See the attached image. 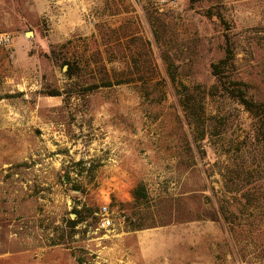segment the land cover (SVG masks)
Instances as JSON below:
<instances>
[{"label": "rangeland", "instance_id": "rangeland-1", "mask_svg": "<svg viewBox=\"0 0 264 264\" xmlns=\"http://www.w3.org/2000/svg\"><path fill=\"white\" fill-rule=\"evenodd\" d=\"M6 32L0 264H122L135 230L141 264H264V133L212 68L231 43L264 100V0H0Z\"/></svg>", "mask_w": 264, "mask_h": 264}, {"label": "trees", "instance_id": "trees-1", "mask_svg": "<svg viewBox=\"0 0 264 264\" xmlns=\"http://www.w3.org/2000/svg\"><path fill=\"white\" fill-rule=\"evenodd\" d=\"M234 47L231 43L227 44L225 57L220 61L213 63L214 74L218 77L223 90L230 96L236 98L252 115L258 125V130L264 133V100L256 97L253 92L251 82L234 76ZM138 193L141 192L138 190ZM78 217L73 224H77L87 219L82 210L75 211Z\"/></svg>", "mask_w": 264, "mask_h": 264}, {"label": "crops", "instance_id": "crops-1", "mask_svg": "<svg viewBox=\"0 0 264 264\" xmlns=\"http://www.w3.org/2000/svg\"><path fill=\"white\" fill-rule=\"evenodd\" d=\"M124 239L132 240L134 243L129 246L126 243L125 253L123 254V258L120 259L122 264H141L151 263L152 256L150 252V240L151 234L146 233L143 234L140 231H123ZM139 250V252H137ZM141 251V252H140Z\"/></svg>", "mask_w": 264, "mask_h": 264}, {"label": "built area", "instance_id": "built-area-1", "mask_svg": "<svg viewBox=\"0 0 264 264\" xmlns=\"http://www.w3.org/2000/svg\"><path fill=\"white\" fill-rule=\"evenodd\" d=\"M13 41V36L10 32L0 34V47H5L11 45ZM102 218H101V225L104 228H110L114 226L113 219L108 212L107 207H103L102 210Z\"/></svg>", "mask_w": 264, "mask_h": 264}, {"label": "water", "instance_id": "water-1", "mask_svg": "<svg viewBox=\"0 0 264 264\" xmlns=\"http://www.w3.org/2000/svg\"><path fill=\"white\" fill-rule=\"evenodd\" d=\"M32 33L31 32H28V35H31Z\"/></svg>", "mask_w": 264, "mask_h": 264}]
</instances>
